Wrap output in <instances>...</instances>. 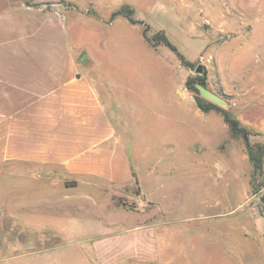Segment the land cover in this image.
<instances>
[{"label":"rangeland","instance_id":"rangeland-1","mask_svg":"<svg viewBox=\"0 0 264 264\" xmlns=\"http://www.w3.org/2000/svg\"><path fill=\"white\" fill-rule=\"evenodd\" d=\"M26 1L86 43L136 176L78 186L55 166L59 186L27 189L0 161V264H264V155L255 173L244 139L264 151V0Z\"/></svg>","mask_w":264,"mask_h":264},{"label":"crops","instance_id":"crops-1","mask_svg":"<svg viewBox=\"0 0 264 264\" xmlns=\"http://www.w3.org/2000/svg\"><path fill=\"white\" fill-rule=\"evenodd\" d=\"M85 22L71 25L81 33ZM72 39L58 12L0 0V161L26 165L27 189L59 186L45 179L55 166L68 173L64 184L87 186L95 177L131 185L134 166L110 115L102 74L93 73L97 63L85 42Z\"/></svg>","mask_w":264,"mask_h":264},{"label":"trees","instance_id":"trees-1","mask_svg":"<svg viewBox=\"0 0 264 264\" xmlns=\"http://www.w3.org/2000/svg\"><path fill=\"white\" fill-rule=\"evenodd\" d=\"M132 21V20H131ZM134 22V21H132ZM144 36L146 38V40L151 44V45H156L157 44V39L156 37H149L147 35V29L144 30ZM164 43L171 47L172 49L175 50V46L172 45V43L168 40V38L164 35L163 37ZM196 91V90H194ZM195 97V101L196 104L198 106V108H200L202 111L208 112L211 110H219L222 111L221 109L218 108L217 105H215L214 103H211L209 101H207L205 98H203L202 96H200L197 92L194 94ZM224 117L226 122L228 123V125L230 126V129L233 133H236V131L239 130L238 127V121L236 119H233L232 117H230L228 114L224 113ZM244 139L246 142V146L250 155V159L252 161L253 164V168H254V172H260L263 169V161H262V157L264 155V151L261 152H256L253 148V146H251L250 142H249V138L246 134H244ZM133 175L136 176L135 171H133Z\"/></svg>","mask_w":264,"mask_h":264},{"label":"water","instance_id":"water-1","mask_svg":"<svg viewBox=\"0 0 264 264\" xmlns=\"http://www.w3.org/2000/svg\"><path fill=\"white\" fill-rule=\"evenodd\" d=\"M204 71V66L202 64H200L198 67H197V72H203Z\"/></svg>","mask_w":264,"mask_h":264}]
</instances>
